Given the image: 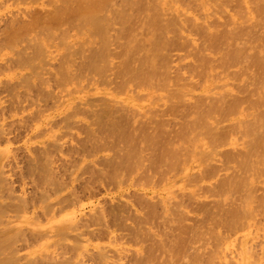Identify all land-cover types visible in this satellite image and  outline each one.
<instances>
[{
	"label": "bare ground",
	"instance_id": "1",
	"mask_svg": "<svg viewBox=\"0 0 264 264\" xmlns=\"http://www.w3.org/2000/svg\"><path fill=\"white\" fill-rule=\"evenodd\" d=\"M3 1L6 2L7 0H3ZM24 1L22 0V2H24ZM186 1H190L193 4V6L195 5V8H197V10H199V9L201 10V12H199L200 10L199 11L196 10V11H197V13H200L201 16L203 15L202 18L199 15H198L199 16L198 17L197 13L195 15L192 12H189V8L193 7L192 4L188 8V10H186V8H187L186 6H188L190 4V2H188V5H186L185 8L180 4V3H183ZM228 2L235 4V5H233V7L235 6V8H234L235 10L232 13L227 12L228 9H227V11L225 10L226 5H227V7L230 5V3H229V5L226 4ZM14 3H15V1H14ZM30 3L36 4L35 6L38 7L43 12V14L41 13L42 16L41 17L39 16L41 11L39 13H38L39 10L37 12L35 11L37 9H35L34 12L33 11L31 12V9H33L32 4L27 5V6L23 5L24 7L23 6L20 7V5H18V4L15 6L16 10H20V11L25 10L24 15L27 16V19L24 17V15H22V13H23L22 11H21L22 13L19 12L18 14L17 13H15V15L13 14V16H14L13 17L10 14L14 13V11L12 9H8L9 12H10V10H12L9 13L10 17H12V18L9 20L8 18L5 17L9 21H7L8 24L6 23L7 26H5V27H6L7 31L4 33L3 40H1V41L11 43L12 46H15V45H17V43L23 42L22 41L23 38L27 37V40L25 43H27L28 49L31 50V52H29L30 53L29 56H32V59L30 60L31 65H33L32 64L33 62L35 65L37 62H38V64L40 62H43L44 59H51V58L57 57L58 58L57 68L53 72L52 75H53L54 80L61 87H63V89L68 93H69V91H75L74 87L77 85L78 86L83 85V83H88V84H90V83L91 84H95V83L101 84L102 83L104 86H105V84H111V85L113 84V87L115 86L114 88L112 87L113 89L109 86L112 89L111 91H102V92L98 91V93L97 92H95V93L104 94L109 99L110 104L113 105V107H116V108L122 109V110H123V108L128 109V110L133 109V110L138 111V112H141L143 110L150 112V111L154 110L155 105H156V101L158 99H160L164 103V105H163L164 108L168 110V111H166V110L165 111L166 112L170 111L172 114L170 112L169 113L174 117V119H173L174 123L177 122L176 124H174V125H177L176 126L177 128L174 127L175 130L171 128L174 131H172L170 129V132H169V130L166 131L165 129H162L165 126L163 127L162 125H159V126H162V128L158 129L159 132L161 130H162L161 131L162 133L164 130L166 132H165V136H163L164 133L161 135L157 130V133L161 135V136H157L158 134L156 135V132H155V134H153V133H151V132L149 133L147 131L149 129H144V127H146V125L153 122L152 119L156 115L154 116L152 114V116L150 115L151 117H147V116L142 117L141 116L142 114H140V113L135 114L134 113L135 115H130V118L128 120V125H129V127L131 126L132 128H129V127L122 128L123 126L120 127L117 123V119L119 121V117H120V116L118 117V115H120V114L115 115V117L116 116L118 117V118L116 117L117 118L116 119L115 117L112 116L111 113L108 114V112L107 113L105 112L106 114L103 116H101V115L99 116V113L98 114L95 113L96 115L93 113L94 116H96L95 117L96 120H94V121L99 122L98 124H100V126L99 125L98 126L101 128V130H102V128L104 129V127H105L106 132H102L101 135L103 133H106V134H104V135H106V137L116 138L119 140L117 142H120L121 144L123 143V147L121 149V152L115 151V156H114L115 160L112 159L115 161L113 163L115 165L112 166L113 168L110 166V169H114L115 174H113V175L116 178L123 176V175H126L129 177L130 175L135 174V173L139 174L138 171H141L140 168L142 166V163L144 162V160H147V158L149 159L148 154L146 155V158H145V157H143V153H145L144 151H150V150L154 154H155V152H157V156H156V154H155V156H156V158L158 157L159 162H160V166L157 164H154L157 167H155L154 165L152 167V165H151L152 169L155 167L151 171V169H150L151 167H150V165H148L150 160L145 161L146 163L148 162L146 167L149 166L150 168L147 167L148 169H146L145 167H143V173L140 174L142 176H143L145 170H150L152 173H153V171L154 172L157 171L156 173H159V171H161L162 168H165V169L166 168L167 169L172 168L173 169V167H174L176 170L177 166L175 165V163L178 162L180 165V166L178 165L179 166L178 167L179 173L183 174L184 176H189L190 174L193 173L194 169H199L201 176H203V174H202V172H203L204 175L209 173L208 175L210 176V179H211V177H216V182L213 184L211 183L210 186L212 187L214 185V187H212L215 189V191L213 193H214L215 197H217L218 200L215 201L214 206H213L214 210H212V211L206 207V205L208 206L207 203L205 206H203L204 205V203H203L202 209H200V210L198 209V214L202 213V216H203L202 219H204L202 224L199 226V229H197L198 227L197 228L195 227L196 224L195 225L193 224L194 227L192 225V227L194 228V229L192 228V230L190 229L191 225L184 226L183 222L188 221L187 220L188 218L187 219L184 218V221L182 222V220H181L182 217L180 216V214H182V213L179 210V207L177 206V205H179L180 201L176 205L177 207L172 205V207H175V208H173L171 211L169 210V208H172V207H169L171 197L168 194L170 192H167L166 198L162 197L164 200L163 203L166 202V207L167 208L169 207L168 210L170 211L171 215L173 213L174 218L170 214H167L166 216L161 217V218H163L161 220V222L164 223L165 226H168V225H166V223L168 224L171 221L175 223V229L177 232L175 234V237H173L170 234L168 236V234H167L168 231H164V234H162L155 241V244H154L153 242H151L152 236H151V240H147V239H149L148 237H150V236H147V239H144V240H147V242L150 241V244L153 243V247H152L153 249L146 248V250L143 249V251H140V252L137 251L142 256V259L144 260L142 264H206V263H208V262H206V259L210 260L212 258L210 257L208 259L207 257H204V255H202V253L205 250L204 251L202 250L203 252L200 251V247L201 248L203 247V249H204L205 245H207L206 241L201 242V237L205 235L202 233L201 228H206V229L210 228V232L208 233V236H210V237H211V234L214 233L213 231L217 230V228L219 226L222 228L221 225L223 223V219L226 220V222H224L225 223L224 225L227 227V229H230V228H228V226L232 228L235 225H238V226L242 225L244 228L245 227L244 225H247V223H249L250 220H253L256 217L255 212H256V209L260 207L261 201L264 203V201H263L264 198L256 196V194H255L256 185L259 182H262V180L264 182V178L261 181H259L258 183H256V185L254 184L255 179L257 182V179L261 175L262 176L264 175V0H230V1H225L224 3H223V0H185V1L184 0H172V3H170V0H47L45 2V4L39 3L38 0H31L29 2V4ZM0 4L3 6L4 2H3V4L2 3H0ZM21 4H24V3H21ZM170 4H174L171 7V9L173 8V15H176V13H177V15L175 16L177 18L174 17L173 20H170V19L168 20L170 13L169 14L166 13L168 10H170ZM192 9H194V8H192ZM222 9H224V10H222ZM220 10H222V11H220ZM190 11H191V9H190ZM192 11L194 12L195 10H192ZM34 13L38 14V17H37V15L33 16ZM166 15H167V17H165ZM0 16H1L0 18L2 19L3 15H0ZM2 21H3V19H2ZM1 23H3V22H1ZM3 24H1V25H3ZM0 28H2V26ZM186 31H188L189 33H192L193 36L194 35L199 36L201 42L198 43V41H197L198 39H195L194 37L192 38L191 37L192 35L189 36L186 33ZM0 35H1V33H0ZM1 36H0V39L2 38ZM179 40H181L183 42H181ZM177 41L180 43H183L184 47H186L185 46L186 44H184V43H190L189 46H191L192 52L189 53L190 52L189 51V52H187L189 54L185 55L184 51H183L182 53L184 55L179 56L178 58H176L177 56L176 57L174 56L175 54H172L177 59L176 60L177 65L174 69L173 67L171 68V67H168V65H166V63L168 64L170 62V59L172 58L171 57L168 59V57H170L171 54L169 56L168 55L163 56L164 55L163 52L165 54L167 51L170 53L171 52L173 53V48H172L173 46L172 47H170V46L172 43H175ZM76 43H80V45L82 43H84V45L82 47L80 45H78V50L81 47L79 50L80 52H78L76 49H74L77 51V52L75 51L74 53H76V55H77V53L80 54L81 56H78V55L77 56L80 57L81 59L83 57V59H84V60L83 59L81 60L82 64H81V61L78 60L77 61L78 65H76V61L74 60V58L72 56H69V54H68L69 51L71 50V48L77 46ZM3 46H2V48H3ZM6 46H4V48ZM178 46H180V45H178ZM189 46L187 44V47H189ZM167 47H170L169 48L170 50ZM2 48H1V50L3 51ZM165 48L167 49V51L165 50ZM12 49H13V47H12ZM18 49L19 50L17 51L18 52L17 57H21L20 60H22L24 55H26L24 52L25 48L22 47L21 49L20 48H18ZM91 50L93 51V53L91 52ZM180 50H181V48L178 51H180ZM174 52L176 53V50ZM70 53H73V51H70ZM14 54H15V52H14ZM192 55H193V57H195V56L197 57V60H196L197 63H195V61H194L191 69H189L190 72H187L189 70H187L185 64H187L188 61H189V63H191L189 59H190V57L192 59ZM196 57L193 58V60L196 59ZM165 58L167 59V62H166ZM8 59L5 60V62L9 61ZM29 59L30 58L28 57L26 60H28V62H29ZM26 60H24V62ZM172 60L173 59H171V61ZM22 61H20V63ZM173 61H175V60H173ZM44 62H43V66H44ZM79 62L81 65H79ZM172 62H170L171 66H172ZM189 63L187 66L188 68H189ZM9 64L11 65V63H9ZM36 67H34V68H36ZM80 67H83V68H80ZM41 69H42V67L40 68V70ZM51 69H52V67H51ZM47 70L48 69L44 70L45 73L46 74L50 73L49 70L48 71ZM0 72H1V70H0ZM31 74L33 75L32 72H30L29 75H31ZM34 74L38 75V73L37 74L34 73ZM29 75H27V76L29 77ZM47 75H51V74H47ZM78 75H80L81 78ZM30 78H31V76H30ZM24 83L27 85V83H29V80H27L26 82L24 81ZM8 84L10 85V83H8ZM98 86H100V85L98 84ZM6 87H4V88H6ZM4 88H1V90H3ZM70 88H72V89L70 90ZM125 88L128 91L125 93L124 97H120L121 94L123 93V89H125ZM13 89L14 88H11V90H13ZM67 89L69 91H67ZM82 89H84V87ZM37 90H38V88H37ZM61 90H62V88H61ZM30 91H31V89H30ZM28 92H29V90H28ZM40 93H41V91H40ZM194 93H199L198 94L199 96H198V98L196 97L197 99L191 100V95H193V97H192L193 99L195 97ZM41 94H43V92ZM56 94H59V93H56ZM69 94L71 95V92ZM13 95H11V96H13ZM33 95H35V93H33ZM41 97H43V96H41ZM63 97H64V95L62 96V98ZM135 97H136V99H138V101L135 100ZM11 98L14 99V96ZM18 98H19V96H18ZM51 98H52V96H51ZM54 98H55V96H54ZM143 98L145 99V101L143 103H140L139 101H141V99H143ZM12 99H11V102H12ZM19 99H18V101H19ZM36 99H37V97H36ZM57 99H59V97L56 98V100ZM95 100L96 99H94L93 101L95 102ZM37 101H39V99ZM64 101H65L64 104L61 103L63 105L62 107H58V110L56 108V110L59 111L60 114L62 112H65V111L67 112V106H69L70 104L73 103L70 100H64ZM32 102H34V101H32ZM102 102H103V100H102ZM15 103H16V101H15ZM29 103L30 102H28V104ZM18 104L17 103L15 104L16 107L18 106ZM9 105L10 104H8V106ZM37 105L38 104H36V106ZM111 105L109 106L111 109L107 110L109 112H112L114 109V108L112 109ZM48 106H50V105H48ZM24 109H26V108H24ZM14 110H15V108H14ZM16 111H18V110H16ZM158 111L159 110H157V112ZM39 112H40V109H39ZM102 112H104V111H102ZM155 112H156V110H155ZM68 113H70V112H68ZM142 113H144V112H142ZM163 113L164 112H162V114ZM17 114H19V113H17ZM52 114H54V112L49 114V115H52ZM100 114H102V113H100ZM130 114H131V111H130ZM9 115H10V113H9ZM12 115H13V113H12ZM32 115H33V113H32ZM35 115H37V117H38V114L36 112H35ZM54 115H56V114H54ZM68 115H67V117H68ZM70 115L72 116V111H71ZM97 115H98V117H97ZM163 115H165V113ZM175 115L178 118L177 121H175ZM90 116H93V115H90ZM67 117H65V118H67ZM88 117H89V115H88ZM162 117H161V120H162ZM4 118L6 119V117H4ZM27 119H29V118L27 117ZM30 119H29V121H30ZM54 119H56V118H54ZM62 119L60 118V120H62ZM86 119H88V118H86ZM124 119H123V121H124ZM0 120H1V118H0ZM173 120H168V121H170V123H171ZM33 121H34V119H33ZM53 121H55V120H53ZM70 121H71V117H70ZM90 121L92 122V119H90ZM94 121L92 122L93 124L95 123ZM156 121L154 122L155 124H157ZM158 121H160V120H158ZM40 122H42V121H40ZM77 122L79 123L78 125L80 126V122L79 121H77ZM119 122H121V118H120ZM164 122H165V120H164ZM25 123H26V121H25ZM30 123H32V122H30ZM52 123H54V122H51V124ZM92 123H91V126H92ZM154 123H151V124H153L155 127ZM159 123L160 122H158V124ZM12 124L10 123V125H12ZM65 124H66V122H65ZM53 125L55 126V124H53ZM74 125H75V122H74ZM171 125H173V123ZM23 126H24V124H23ZM30 126H32V125H30ZM94 126H95V124H94ZM96 126H95V128H96ZM98 126H97V128H98ZM124 126H126V125H124ZM50 127L53 129L52 126H50ZM148 127H149V125H148ZM51 128H50V130H52ZM55 128H56V126H55ZM136 128H138V129H136ZM156 128H157V126H156ZM167 128L169 129L170 126L166 127V129ZM64 129H63V132H67ZM84 129L87 130V128H84ZM2 130H4V129L2 128L0 132H2ZM39 131L40 132L37 133L38 137L42 136L40 133L44 132V131L41 132V129ZM89 131H90V129H89ZM89 131H86L87 136L89 134ZM96 131L98 132V129H96ZM96 131L93 130V132H96ZM153 131H155V130H153ZM99 132H101V131L99 130ZM167 133H168V136H167ZM30 134H31V132H30ZM51 134H53V133H51ZM59 135L57 137L60 138V140H61V137H59ZM96 135L98 136L99 134L97 133ZM101 135H100V137H102V139L99 138V140L102 141L105 138L103 139V135L102 136ZM93 136H95V135L93 134ZM0 137H1V134H0ZM57 137H55V138H57ZM86 137H85V140L87 141ZM91 137L92 136L90 134L89 139H92L94 141L95 139L93 137L92 138ZM55 140L58 144L57 139H55ZM99 140H98V142H99ZM239 140H241L240 143H238ZM82 141H83V138H82ZM108 141L113 146V142L110 139ZM83 142L85 144H83L82 142H81V144H83L84 146L88 144V141H87V144L85 141H83ZM98 142L96 143V145L101 144V142H99V144H98ZM105 144H107V143H105ZM53 145H55V144H53ZM102 145H104L103 141H102ZM102 145H101V147H104ZM84 146H83V149H84ZM89 146H90V144H89ZM110 146H109V148H110ZM50 147L52 148L51 145H50ZM72 147H71V149H72ZM74 147H75V144H74ZM46 148H48V147H46ZM89 148H91V147H89ZM95 148H96V146H95ZM107 148H108V146H107ZM107 148H104V150L103 149H101V150L105 151V149H106V151H107L108 150ZM119 148H121V147H119ZM86 149H84V150H86ZM97 149H96V151H97ZM49 150H48L47 155L52 154V156H53V153H52L53 150L52 149H51V151H49ZM72 150H73L72 152L74 153V149H72ZM113 150H115L114 147H113ZM113 150H112V152H113ZM3 151H4V149H3ZM14 151H15V149H14ZM61 151H62V149H61ZM69 151H70V149H69ZM76 151H77V148H76ZM5 152H6V150H5ZM54 152H57V151H54ZM59 152H60V150H59ZM81 152L82 151H80L79 153L81 154ZM84 152L87 153L86 151H84ZM79 153H77V154H79ZM85 153H83V154H85ZM90 153H93V152L90 151ZM111 155H112V153H111ZM89 156H91V155H89ZM155 156H154V159H155ZM3 160H4V158H3ZM71 161H73V158L71 159ZM156 161H158V160H156ZM156 161H155V163H156ZM215 162H219L220 164L217 166V164H215ZM107 163L108 162H106V164ZM49 164H51V163H49ZM106 164H105V166H106ZM43 165H45V164H43ZM73 165L75 166L76 163L75 164L73 163L72 165L70 163V168ZM88 165H86V166H88ZM90 165H91V163H90ZM47 168H48V170H50L49 167H47ZM52 168L53 167H51V170H52ZM108 168H109V166H108ZM108 168L104 167V170L105 169L107 170ZM43 169L48 171L45 168V166ZM55 169H57V168H55ZM55 169L53 168L52 171H54ZM102 169H103V166H102ZM40 170H42V168H40ZM109 170H107V171H109ZM175 170L173 169L174 172H175ZM38 171H39V169H38ZM100 171L103 173L102 170H100ZM163 171H164V173L166 172L165 170H163ZM163 171L160 172L159 174L162 175ZM221 171L224 172L221 174L222 176L219 174ZM63 172L65 173V171H63ZM0 173H2V172H0ZM48 173H49V171H48ZM0 175H3V173ZM164 175H162L161 178L158 177V179L162 180V177ZM255 175H256V178L254 179ZM19 176H20V174H19ZM101 176L104 177V178L102 177L103 179H105L107 177L108 180L112 181L111 183H113V180H114V183H116L115 177H114V179H111L112 175H111V177L109 176V174H105L106 177L104 175H101ZM157 176H158V174L156 175V177ZM257 176H258V178H257ZM4 177H5V175H3V177L1 176V178H0V184H2V185H3V182L4 183L6 182L5 179L7 177L5 179H4ZM37 177H38V175H37ZM39 177H40V174H39ZM88 177L91 178L90 175H88ZM172 177H174V175ZM43 178H46V177H43ZM196 178H197V175H195V181H196ZM205 178L207 179L208 177L206 176ZM205 178L203 176L202 179L204 180ZM39 179H41V177ZM60 179H61V183H62V178H60ZM149 179L148 180L142 179L143 181H145V183L142 181H141V183L148 185V183L150 182ZM158 179H156L157 183L159 181ZM7 180H8V182H11V181H9V179H7ZM81 180H83V179L81 178ZM96 180L98 181V179H96ZM189 180L190 179H188V181ZM197 180H200V179L197 178ZM44 181H46V182H44ZM57 181L59 183L60 180L57 179L55 183H57ZM91 181H90V183H92ZM93 181H94V179H93ZM126 181H127V179H126ZM126 181H124V182H126ZM162 181H164V184H165V179ZM162 181H160V182H162ZM8 182L5 183L4 188L8 187V185H9ZM42 182L47 183L48 181L45 179ZM76 182H78V181H76ZM118 182H117V184H118ZM156 182H155V184H156ZM7 183H8V185H7ZM33 183H34V181H33ZM43 183H42L43 186L40 185L41 189L45 185ZM80 183L81 182H79L78 184H80ZM132 183L135 186L137 184L136 181H133ZM132 183H130L129 186ZM62 184H60V186ZM81 184H80V186H81ZM150 184H152V183L150 182ZM166 184H168V183H166ZM187 184L180 183L178 185V188L182 192L183 191L186 192L187 188H185V187L187 186ZM10 185H12V184L10 183ZM97 185H98V183H97ZM142 186H144V185H142ZM158 186H160V185L158 184ZM11 187H14V186H11ZM38 187H39V185H38ZM38 187H37V189H38ZM114 187H116V186H114ZM156 187L157 186L155 185V188ZM86 188L88 189V191L91 190V189L89 190V187H86ZM86 188H85V190L87 191ZM104 188H106V187L104 186ZM126 188H128V187L126 186ZM135 188H137V187H135ZM145 188H146V186H145ZM152 188H154V187H152ZM157 188L159 189V187H157ZM13 189H15V188H12V189L7 188L6 193L9 195V197L4 193L5 196L3 197V199L6 197L10 198V196H11L10 193L13 196H16L13 194V192H14ZM138 189H140V188H138ZM138 189H136V190H138ZM11 190L13 192H11ZM57 190H58V188H57ZM144 190L145 189H143L142 191L144 192ZM21 191H22V189H21ZM42 191H41V193L45 192L44 194L46 195V190H44L43 192ZM53 191H54V188H53ZM121 191L123 192V190H121ZM156 191L154 189L152 190L153 193H156ZM131 192H133V190H131ZM131 192H130V194H132ZM208 192H210L209 189H207V193ZM83 193H84V191H83ZM1 194H3V193H1ZM44 194H43V196H45ZM156 194L158 195V193H156ZM48 195H46V196H48ZM71 195H72V199H73L74 193ZM71 195L69 194V197H71ZM125 195L126 194H123L124 197H128L129 194L127 196H125ZM134 195H137L136 191H135V194L134 193L132 194V196H134ZM183 195L186 197L188 194L187 195L183 194ZM19 196H20V194H19ZM76 196L77 195H75V197ZM180 196H182V194ZM189 196L193 200H195V202H196V200L198 201V198L203 197L200 194V197L197 198L198 194L194 193L193 191L191 193H189ZM20 197L25 199L23 197V195ZM34 197H37V196H34ZM130 197H131V195H130ZM134 197H137V196H134ZM152 197H153V195H152ZM185 197L183 198V196H182L183 202H185L184 200L188 198V196H187V198H185ZM18 198H15V199H18ZM22 198H21V200H23ZM77 198H76V201L78 199H80V198H78V199ZM103 199H107L106 196ZM125 199H127V198H125ZM180 199H178V200H180ZM32 200H34V198ZM127 200H129V199H127ZM130 200H131V198H130ZM136 200L138 202L137 206L139 204V206L141 207L142 202H140L138 197L136 198ZM136 200H135V203H136ZM104 201L105 200H103V202ZM116 201H118V200H116ZM141 201H142V199H141ZM146 201H143V202H145V203L149 202V201H147V202ZM11 202H12V200H11ZM93 202H94V200H93ZM98 202L100 203V200H98ZM107 202H109V201L107 200ZM156 202H157V200H156ZM210 202H212V201H210ZM17 203H18V201H17ZM58 203L62 204L61 202H58ZM76 203H79V202L77 201ZM76 203L74 205H78ZM121 203H123V202H121ZM135 203L133 202L132 204L134 205ZM149 203H151V202H149ZM157 203H159V202H157ZM94 204H96V203H94ZM105 204H106V206H108L107 203H105ZM171 204H173V203H171ZM185 204L188 205L187 202ZM192 204H191V206H192ZM16 205H14V207H16ZM21 205L23 206L22 203H21ZM29 205H31V202H29ZM71 205H73V204H71ZM122 205H124V204H122ZM122 205L119 204V208H120V206L122 208ZM126 205L129 206L128 203ZM184 205H182L183 206L182 209L186 208V207L188 208L190 206V204L188 206L185 205V207H184ZM197 205L200 206L201 204H199V202H198ZM17 206L20 207V204ZM104 206L105 205H102L100 209L102 210V207H104ZM115 206H116L115 210H118L119 208L116 209L117 208L116 204H115ZM137 206L135 204L134 207H137ZM19 207H16V209H18ZM69 207H67V208H69ZM94 207H95V205H94ZM155 207H156V205H155ZM159 207H161V206H159ZM261 207H263V206H261ZM97 208H99V204H98ZM124 208H125V206H124ZM25 209H26V207H25ZM44 209H46V208L44 207ZM88 209H90V207ZM95 209L96 208H94L93 211L97 212V210H100V209H96V210ZM146 209L151 210L150 207L146 208ZM56 210L59 211V209H56ZM157 210L155 209L154 211H157ZM20 211L21 210L18 209V210H16V213L17 212L21 213ZM58 211L56 213H58ZM100 211H98V212H100ZM103 211H104V208H103ZM173 211L174 212L176 211L177 213L174 215ZM27 212H28V210H27ZM105 212H106V209H105ZM111 212H112V210H111ZM123 212L124 213H122V214H125L126 211L124 210ZM130 212L131 213L133 212L132 209ZM260 212H261V210H260ZM262 212L264 213V210ZM12 213L15 214L14 212H12ZM74 213L76 214V212H74ZM77 213H78V211H77ZM108 213H107V215H108ZM119 213L120 212H118V214ZM126 213H128V212H126ZM4 214L3 215L1 214V215L5 219L6 216ZM103 214H101V212L98 213V215H100V217ZM113 214H114V211H113ZM113 214L110 215L111 219L113 218L112 216L116 215V214H114V215ZM149 214H148V216H149ZM153 214L151 212V215L154 216V219H156V218L158 219V217H157L158 215L156 213H153ZM6 215H7V217L10 218V216L7 213H6ZM107 215L105 214V217L103 216V218L104 219L106 218L109 221L110 218H109V216L107 217ZM120 215L121 214H119V216H118L119 218H121ZM133 215H134V213H132L130 215V217H127V215H126V217L128 220H130L131 216L133 218H135V215L134 216ZM143 215H145V217H147L145 213ZM15 216L16 215H14V218H15ZM54 216H57V215L54 214ZM73 216L75 217V215H73ZM90 216H89V218H90ZM94 216H95V214H94ZM11 217H13V216H11ZM126 217H124L122 215L123 221H126V219H125ZM151 217L148 218L149 221H151L153 219ZM103 218L101 219L103 223L101 222V220H100V222L99 221H97V222L100 223L99 226H101V223H102L105 226L104 228L108 229V227H107L108 225L106 226L104 224ZM122 218H121V220H122ZM0 219H2V218H0ZM4 219L2 220V224L4 223L3 222ZM261 219H262V217H261ZM141 220H143V219H141ZM259 220H260V218H259ZM16 221H18V220H16ZM63 221H67V220H63ZM149 221H148V224L151 223ZM159 221H160V218H159ZM256 221L254 219V222H255L254 224H256ZM11 222H13V221H11ZM11 222L8 221L7 224H9ZM62 222L59 225L60 227H63ZM81 222H85V220L80 221V223ZM133 222H134V226H135L136 223H135V221H133ZM133 222H131V223L133 224ZM141 222L139 221V224ZM34 223L36 224V222H34ZM65 223L66 222H64V224ZM98 223H96V224H98ZM124 223L125 222H123V224H121V225L124 226L125 225ZM153 223L156 225V223H159V222L154 221ZM195 223H196V221H195ZM2 224L0 223V225H2ZM154 224H152V226ZM68 225H69V223H68ZM79 225H82V224H79ZM113 225H114V223H113ZM143 225H141V226H143ZM75 226H76V224L73 226L75 229L73 227L72 228L74 230H76V229L78 230V228H76L78 226V222H77V226L76 227ZM82 226H83L82 229L87 228L85 230L90 231V228H88L87 226L86 227H84L85 225H82ZM88 226H91V224H89ZM125 226L127 227L128 225H125ZM136 226H137V224H136ZM152 226H151V228H152ZM161 226H163V224ZM165 226H163V229L165 228ZM238 226L236 228H238V229H239V227L241 228V226H239V227ZM15 227H16V225H13L14 229H15ZM78 227L81 228L80 226H78ZM101 227L103 228V226H101ZM133 227H131V226L127 227V228H129V233H130V229ZM157 227L159 228L160 225H158ZM157 227H156V229H158ZM187 227L188 228L190 227L189 228L190 229L189 236H188V234H186V232L188 230L185 232V228H187ZM226 227H224V228H226ZM6 228H7V226H6ZM10 228H7V230H9L8 234L11 233ZM13 228H11V229H13ZM34 228L36 229L37 227L35 226ZM56 228H55V230H56ZM138 228H136V229H138ZM233 228H235V227H233ZM64 229H67V228H64ZM68 229L71 230V228H68ZM73 229H72V231H74ZM119 229H121V228H119ZM136 229L135 230L133 229V230L136 231ZM140 229L144 231V229H142L141 227H140ZM166 229H167V227H166ZM169 229L172 230L170 227H168V230ZM227 229L226 230L224 229V231L228 233L229 231H227ZM2 230H0V255L5 253V250H6L5 247L8 246V244H10V241L12 239L10 234H9V236L6 237V233L2 232ZM18 230L20 232L21 228ZM18 230H15V231L17 232ZM30 230H32V229H30ZM133 230L131 229L132 232H133ZM199 230L201 231V233L199 232V234H197L196 231L198 232ZM211 230H212V232H211ZM15 231H14V233H15ZM46 231L47 230H45V234H46ZM86 231H85V233H86ZM104 231H106V230H104ZM158 231H157V233L162 232V230L159 232ZM246 231H250V230H246ZM21 232H22V230H21ZM21 232H20V235H21ZM76 232H78V231H76ZM83 232H84V230H83ZM83 232H81L82 234L80 233L82 236L80 234H78V236H80V239H82V237L84 235ZM203 232H204V230H203ZM39 233H41V231H39ZM42 233H44V232L42 231ZM47 233H48V231H47ZM64 233H65V230H64ZM89 233L90 232H88V234ZM136 233L137 232H134L131 234H132V236L134 234V236L136 237ZM215 233H217V232L215 231ZM227 233H225V235H227ZM231 233H232V231L229 232V235H231ZM11 234L13 237V232ZM106 234H107V232H105V236H106ZM218 234L220 235L221 233H218ZM257 234L258 233H255V235H257ZM20 235H18V236H20ZM46 235H48V234H46ZM67 235H69V234H67ZM75 235H77V233ZM85 235H87V234H85ZM119 235H118V237L120 238ZM138 235H139V233H138ZM215 235H217V234H215ZM219 235H218V237H219ZM240 235L241 236H239V238L235 237L231 240L229 239V242L227 241L228 243L225 245V247L223 246V248L221 250L219 248L218 250L213 251L214 256L222 255V254L224 255L222 258V261L221 260L219 261V264H222V262L224 264H264V236L262 239L263 242L261 243V245L263 244V248H262L261 252L259 253V250H257L258 252L256 251L257 247H255L256 249L254 247L251 248V245L248 244L249 241L247 242V240H246V238L248 236H251V235L253 236L254 234L250 235V232L249 233L246 232V233H244V234L242 233ZM34 236H36V234ZM34 236H31V237L34 238ZM54 236H57V235L55 234ZM62 236L63 235L61 234L60 238L63 240L64 237L62 238ZM105 236L103 237L104 240L106 239ZM129 236H128V238H129ZM170 236L173 238H170ZM20 237H22V236H20ZM90 237L92 239V236H90ZM93 237H95V236H93ZM116 237H117V235H116ZM116 237H112V238L115 240ZM139 237L140 236H138L137 241L143 242L144 240L142 238L144 236H142V238L140 237V239H142V240H139ZM188 237H189V243H186V241H188V239H187ZM22 238H21V240H18V241L19 242L20 241L22 242V240L25 241V239L27 237H25L23 239ZM60 238H59V240L62 241ZM112 238H110V240ZM119 238H117V240ZM213 238H214V236H213ZM220 238H222L221 235H220ZM225 238H226V236H225ZM258 238L260 240L261 237H258ZM27 239H26L25 243L28 242L26 244H29L30 242L27 241ZM65 239H66V236H65ZM65 239H64V241H66ZM88 239H89V237H88ZM94 239L97 240V238H94ZM227 239H228V237H227ZM29 240H32V239L30 238ZM128 240H130V239H128ZM132 240H133L132 243H134V244L138 243V242H135V239L131 238V241ZM196 240H198V241L200 240V242L198 245H195L196 247H193V244L198 243V242H196ZM60 241H59V243H60ZM112 241H111V243H112ZM118 241L120 242V240H118ZM31 242L33 244L34 241L32 240ZM74 242H75V240H74ZM74 242H73V244H74ZM116 242L117 241L115 240V244H116ZM59 243L57 242V244L56 243H54V244L59 246L60 245ZM85 243H87V242H85ZM128 243H131V242H128ZM145 243H146V241H145ZM124 244H126L125 241L123 243V246H125ZM210 244H211V242H210ZM45 245H47V244H45ZM252 245L254 246V244H252ZM77 246L79 247V245H77ZM146 246L149 247L148 245H146ZM197 246H199V247H197ZM233 247H235V249ZM14 248L17 249L18 247H14ZM63 248H65V246H63ZM69 248L70 249L68 251H70L72 249L71 246ZM117 248L112 253H115L117 255L119 254L121 257L124 255L123 252L127 253V251H128V250L125 251V249L123 251V248H122L123 252L121 251L122 252V254H121V252L118 251L120 248L119 247H117ZM253 248L255 250H253ZM57 249H59V248L57 247ZM61 249H62V247H61ZM80 249L81 250H78V251L83 252L82 248H80ZM104 249H106L105 252H104V250H102V248H101L100 252L103 251L104 253H106L109 251V249L107 251V248H104ZM189 249H192L191 252H189ZM14 250H12V251L14 252ZM55 251H58V250H55ZM116 251H118L119 253H116ZM231 251H233L235 253L234 256L231 255ZM66 252L64 251L63 253H66ZM70 252L69 253L67 252V253L70 254ZM84 253H86V252H84ZM92 253L94 254V252H92ZM112 253H110V254H112ZM126 253H125V256H126ZM129 253H133V252H130V250H129ZM95 254H94V257L91 255H88V256H90V258L93 257L92 259L87 257V259L84 260L82 258L84 260V264H88L87 263V262H89V261H87L88 259H90L94 264L96 261L98 262V259L95 261V259H96L95 256H97L99 253L97 252V255H95ZM100 254L97 256V258L102 259L101 258L102 255H100ZM4 255L5 254H3V256ZM63 255L61 254V257L63 258V259L60 258L61 261H65L66 259L68 260V256L65 259L66 255L65 256H63ZM70 255L74 256V254H70ZM125 256H123L122 258H124ZM4 257H6V256H4ZM4 257H2V259ZM45 257L43 259H45ZM71 257H69V258L71 259ZM115 257H112V258H115ZM121 257H119V258L121 259ZM208 257H209V255H208ZM36 258H35V260H38ZM60 259L58 258L59 261L58 260L57 261L61 262ZM73 259H71V260H73ZM82 259L80 258L81 262L78 261L77 264L82 263V261H83ZM0 260H1V257H0ZM30 260H32V259H30ZM103 260L104 259L99 260V262H103ZM3 261H5V260L4 259L1 260L0 264H2ZM13 261H15V260H12L11 262H13ZM39 261L40 260H38V262ZM44 261H47V258L45 260L40 261L41 264L42 263L44 264ZM50 261L48 260V264H51ZM73 261L70 262L68 260V262L70 264H74ZM26 262H28V260ZM54 262L52 264H57ZM97 262H96V264H98ZM3 263H5V262H3ZM18 263H15V264H18ZM32 263L35 264L34 261H32ZM129 263H131V262H129ZM210 263H215V262L211 261ZM210 263H208V264H210ZM111 264H112V262H111Z\"/></svg>",
	"mask_w": 264,
	"mask_h": 264
},
{
	"label": "rangeland",
	"instance_id": "2",
	"mask_svg": "<svg viewBox=\"0 0 264 264\" xmlns=\"http://www.w3.org/2000/svg\"><path fill=\"white\" fill-rule=\"evenodd\" d=\"M14 1H15V3H14ZM24 1V0H23ZM31 0H25L24 2H22V0H7L6 2L5 1H3V0H0V3H2L3 4V2H4V4H3V6L0 4V8L2 9H0V15H3L2 16V19H3V21H2V19L0 18V23L1 22H3V23H1V24H3V25H1L0 24V27L2 26V28H0V33H1V39H0V47L2 48V46L4 45V46H6L5 48H4V46H3V51L1 50V48H0V70H1V74H0V82L2 83H0V118H1V120H0V131H1V129L3 128L4 130H2V132H0V134H1V137H0V172H2L3 173V175H5V177H4V179L6 180V182H8V180L7 179H9V181H11V182H8L9 183V185H8V183H7V185H8V189L9 188H15V189H13V191L16 193H14L12 190H11V192H13V194L14 195H16V196H13L11 193H10V198H8L9 197V195L6 193V191H7V188H4V185H5V183L3 182V185L2 184H0V215L2 214H4L5 212L10 216V218L9 217H7V215H6V213L4 214L5 216V219L2 217V215L0 216V218H2V219H0L1 221H0V223L2 224V220L4 219V223L2 224V225H0V230H2V232H4V233H6V237L7 236H9V234L11 235V241H10V244H8V246H6L5 248H6V250H5V253H3V254H5L4 256H6V257H4L3 256V254H1L0 255V257H1V260H5V261H3V262H5V263H3L2 262V264H15V263H18V264H33L32 263V261H34V263L35 264H41V262L40 261H42V260H45L46 258H47V261H44V264L46 263V264H48V260L51 262V264L54 262V263H57V264H70L69 262H68V260L71 262V261H73V263L74 264H77V262L78 261H80L81 262V260H80V258L82 259H87V257H89L90 258V256H88V255H91V256H93L94 257V254L95 255H97V252L100 254L101 252V254L100 255H102V259H104L103 260V262H99V260H102V259H99V258H97V256L99 255H97V256H95L96 257V259H95V261L98 259V264H111V262H112V264H142L143 263V259H142V256L137 252V251H143V249L144 250H146V248H151V249H153L152 247H153V243L155 244V241L162 235V234H164V231H168V236H169V234L170 235H172L173 237H175V234L177 233L176 232V229H175V223L174 222H170V223H166V225H168V226H165L164 225V223H162L161 222V220L163 219V218H161V217H164V216H166L167 214H170L171 215V213H170V211L173 209V208H175V207H179V210L181 211V213L182 214H180V216L182 217L181 218V220H182V222L184 221V218H188L187 220L188 221H184L183 222V224H184V226H189V225H191L189 228L192 230V228L194 227V225L196 224V228L197 229H199V226L202 224V222L204 221V219H202L203 218V216H202V213L200 214H198V209L200 210V209H202V207L203 206H205L206 205V203L208 204V206L206 205V207L207 208H209L211 211L212 210H214L213 209V206H214V203H215V201H217L218 199H217V197H215V195H214V191H215V189L214 188H212V187H214V185L211 187L210 185H211V183L213 184V183H215L216 182V177H211V179H210V176L208 175V174H206V175H204V173L202 172V174H203V176H204V178L207 176L208 178L205 180H203L202 178H203V176H201V173H200V170L199 169H194L193 170V173L192 174H190L189 176H184L183 174H181V173H179V163L178 162H176L175 163V165L177 166V168H176V170H175V168L173 167V169L175 170V172L173 171V169L171 168V169H165V168H162V170L161 171H159V173L160 172H162L163 170H165L166 172L164 173V171H163V173L165 174H163L162 173V175H164L163 177H162V180H164L165 179V184H164V181H162L161 179L159 180L158 179V177L159 178H161V176L162 175H160L159 173H156V172H154L153 171V173L151 172L155 167H157V166H155L154 164H157V165H159L160 166V162H159V159H158V157L156 158V156H157V152H155V154H156V156H155V154L154 153H152V151L150 150V151H144L145 153H143V157H145L146 158V155L148 154V156H149V159L147 158V160H150L149 161V163H148V165H150V167H151V165H152V167H153V165L155 166L153 169H152V167L150 168L149 166H147V167H149L150 169H151V171L150 170H145L144 171V174H143V176L142 175H140L141 173H143V167H145L146 169H148L147 167H146V165H147V163L145 162V161H147V160H144V162L142 163V166H141V171H138L139 172V174L138 173H135V174H132V175H130L129 177L128 176H126V175H123V176H120V177H118V178H116L113 174H115V171H114V169H110V166L112 167V166H114L115 164H113L115 161V159H114V156H115V151H120L121 152V149H122V147H123V143L121 144L120 142H117V141H119L118 139H116V138H108V137H106V135H104V134H106V133H103L102 135H103V139L104 140H102L103 141V143H104V145H102V141L101 140H99V138L100 139H102V137H100V135H101V133L102 132H106V130H105V127H104V129L102 128V130H101V128L99 127L100 126V124H98L99 122H96V121H94V120H96V116H94V114L96 113V114H98L99 113V116L101 115V116H103V115H105L107 112H108V114L109 113H111L112 114V116L113 117H115V115L117 114H120V115H118V117H119V121H120V118H121V122H119L118 121V117L116 118L117 119V123H118V125L120 126V127H122V128H126V127H129V125H128V120H129V118H130V115H135L136 113H140V114H142L141 116L142 117H145V116H147V117H151L152 116V114L155 116L152 120H153V122H151V123H154L156 120L158 121V120H160V121H158V122H160L159 124H158V122L156 121V123L157 124H155V127H154V125L153 124H148L149 125V127H148V125H146V127H144V129H149V130H147L149 133L151 132V133H153V134H155V132H156V135L158 134L157 133V130L158 129H160V128H162V126L164 127V128H162V129H165L166 131H168L169 130V132H170V129L172 128V129H174L175 130V128H177L176 126L177 125H174V124H176L177 122H175L174 123V117L169 113V112H166V111H168L167 109H165L164 108V103H163V101L162 100H160V99H158L157 101H156V105H155V109L154 110H152V111H150V112H148V111H146V110H143V111H141V112H138V111H135V110H133V109H131V110H128V109H124L123 108V110L122 109H118V108H116V107H113V105H111L110 104V101H109V99L104 95V94H102V93H100V94H97L98 93V91H100V92H102V91H111L114 87H113V84L111 85V84H105V86L101 83H95V84H88V83H83V85H77V86H75L74 88H75V91H69L68 89H67V91H69V93L71 92V95L68 93V92H66L64 89H63V87H61L55 80H54V78H53V72L56 70V68H57V64H58V58L57 57H55V58H51V59H44L43 60V62H44V66H43V62H40L39 64H38V62L34 65V62L32 63L33 65H31V62H30V60L32 59V56H29L30 55V53L29 52H31V50H29L28 49V46H27V43H25L26 42V40H27V37L26 38H23V42H21V43H17V45H15V46H12L11 45V43H7V42H5V41H1V40H3V35H4V33L7 31L6 30V27L5 26H7V24H8V22L7 21H9L12 17H10V15H12L13 16V14L15 15V13H19V12H21L22 13V15H24L25 14V10L23 11V10H16V8H15V6L18 4V5H20V7H22L23 5L24 6H27V5H31L32 3H30L29 4V2H30ZM47 0H38V2L39 3H44L45 4V2H46ZM185 1V0H184ZM225 1H230V0H223V3L225 2ZM14 4H13V3ZM24 3V4H21V3ZM188 2H190V1H186V2H183V3H180L184 8H185V6L186 5H188ZM170 3H172V0H170ZM229 3L230 2H228V3H226V4H228L229 5ZM12 4V5H11ZM192 3L190 2V4L188 5V6H186L187 8H186V10H188V8L190 7V5H191ZM36 4H32V7H33V9H31V12L33 11L34 12V10L35 9H37V10H35L36 12L38 11V13L41 11L38 7H36L35 6ZM174 4H170V10H166L167 12V14H169L170 13V15H169V17H168V20L170 19V20H173L174 19V17L177 15V13H176V15H173V8L171 9V7L173 6ZM178 5V4H177ZM231 5V6H230ZM230 5L227 7V5H226V8H225V10L227 11V9H228V11L227 12H230V13H232L235 9V6L233 7V5H235V4H233V3H230ZM2 6V7H1ZM13 6V7H12ZM23 6V7H24ZM192 6H193V4H192ZM4 7V8H3ZM9 7V8H8ZM36 7V8H35ZM6 8V9H5ZM192 8H194V9H192ZM190 7L189 8V12H192L193 14H195L196 15V13H197V11H199V10H197V8H195V5L193 6V7ZM224 8V7H223ZM8 9H12L13 11H14V13H12V14H10L9 15V13L12 11V10H10V12H9V10ZM190 9H191V11H190ZM192 10H195L194 12L192 11ZM197 10V11H196ZM222 10H224V9H222ZM222 10H220V11H222ZM18 11V12H17ZM170 11V12H169ZM30 12V13H31ZM35 12V13H36ZM199 12H201V10L199 11ZM8 15H7V14ZM33 14V16H36L37 15V17H38V14ZM43 14V12L41 11L40 12V14H39V16L41 17L42 16V14ZM202 14V13H201ZM5 15V16H4ZM201 16L200 15V13H197V16ZM173 18H172V17ZM198 16V17H199ZM203 16V15H202ZM202 16H201V18H202ZM1 17V16H0ZM8 18V19H6V18ZM10 17V18H9ZM14 17V16H13ZM24 17L27 19V16H25L24 15ZM165 17H167V15L165 16ZM172 18V19H171ZM175 18H177V17H175ZM6 19V20H5ZM176 20V19H175ZM5 21V22H4ZM177 21V20H176ZM7 23V24H6ZM5 28H4V27ZM186 33L190 36V35H192L191 37L193 38H195V39H198L197 41H198V43L199 42H201V40H200V38H199V36H196V35H194L193 36V34L192 33H189L188 31H186ZM185 33V34H186ZM186 34V35H187ZM25 39V40H24ZM179 41H181V40H179ZM2 42V43H1ZM181 42H183V41H181ZM3 44V45H2ZM19 44V45H18ZM173 44V45H172ZM171 44V46L170 47H172L173 48V53L171 52H168L167 51V49L165 48V50L168 52H166L165 50V52H166V54L163 52V56H169L170 54H171V56L170 57H168V59L169 58H171V59H173V60H175V61H171V59H170V62H172V66H171V64H170V62L167 64L166 63V65H168V67H173L174 69H175V67H176V65H177V59L176 58H178L179 56H183L184 54L185 55H187V54H189V53H191L192 52V50H191V46H189V44L190 43H184V44H186L185 46L186 47H184V45H183V43H180V42H175V43H172ZM187 44H188V46L189 47H187ZM2 45V46H1ZM76 47H73V48H71V50L70 51H73V53H70V51H69V56H72L73 58H74V60L76 61V65H78V60H82L83 59V57H82V59L80 58V57H78V56H81L80 54H78L77 53V55H76V53H74L76 50L78 51V52H80L79 50H80V48L84 45V43H82L81 45H80V43H76ZM78 45H80L79 47V50H78ZM178 45H180V46H178ZM11 46V47H10ZM21 46V47H20ZM184 48H183V47ZM12 47H13V49H12ZM25 48L24 49V52H25V54L26 55H24V57H23V61L22 60H20V58L21 57H17L18 55V48ZM170 47H167L168 49L170 48ZM7 48V49H6ZM176 48V49H175ZM181 48V50L180 51H178L179 49ZM27 49V50H26ZM74 49H76V50H74ZM186 49V50H185ZM170 50V49H169ZM176 50V53L174 52ZM76 51V52H77ZM172 51V50H171ZM178 51V52H177ZM184 51V54L182 53ZM190 51V52H189ZM14 52H15V54H14ZM82 52V51H81ZM91 52L93 53V51L91 50ZM186 52V53H185ZM187 52H189V53H187ZM29 53V54H28ZM172 54H175L174 56L176 57H174ZM179 54V55H178ZM26 57V58H25ZM30 58L29 59V62H28V60H26L27 58ZM196 57V56H195ZM195 57H193V55H192V59H191V57H190V62L191 63H189V61H188V63H189V68L187 67L188 66V63L187 64H185L186 65V68H187V70H189V69H191V67H192V65H193V63H194V61H195V63H197V57H196V59H194L193 60V58H195ZM9 58V59H8ZM167 58V57H166ZM165 58V59H166ZM2 59V60H1ZM9 60V61H6L5 62V60ZM164 59V60H165ZM24 60H26L25 62H24ZM84 60V59H83ZM19 61V62H18ZM20 61H22L21 63H20ZM48 61V62H47ZM11 63V65L9 64V63ZM166 62H167V59H166ZM28 63V64H27ZM26 64V65H25ZM81 64H82V61H81ZM80 64V62H79V65H81ZM15 65V66H14ZM24 65V66H23ZM4 66V67H3ZM28 66V67H27ZM37 66V67H36ZM4 69H3V68ZM9 67V68H8ZM34 67H36V68H34ZM42 67V69L40 70V68ZM51 67H52V69H51ZM34 68V69H33ZM39 68V69H38ZM78 68V67H77ZM80 68H83V67H80ZM170 68V69H171ZM185 68V67H184ZM32 71H31V70ZM45 69H48L49 70V72L50 73H47V74H51V75H47L46 73H45ZM173 69V70H174ZM34 70V71H33ZM47 70V71H48ZM53 70V71H52ZM172 70V71H173ZM30 72H32L33 73V75L31 74V75H29L30 74ZM41 72V73H40ZM187 72H190V70L189 71H187ZM34 73H38V75H35ZM89 74V73H88ZM27 75H29V77L27 76ZM81 75V74H80ZM80 75H78L79 77H80ZM30 76H31V78H30ZM38 76V77H37ZM42 76V77H41ZM82 76V75H81ZM41 77V78H40ZM30 78V79H29ZM36 78V79H35ZM81 78V77H80ZM79 78V79H80ZM27 80H29V83H27V85L24 83V81L26 82ZM39 80V81H38ZM17 82V83H16ZM8 83H10V85L8 84ZM13 83V84H12ZM78 83V82H77ZM8 84V85H7ZM25 84V85H24ZM43 84V85H42ZM76 84V83H75ZM88 84V85H87ZM98 84L100 85V86H98ZM7 87H6V86ZM6 87V88H4V87ZM11 86V87H10ZM31 86V87H30ZM51 86V87H50ZM112 88H110V87ZM9 87V88H8ZM41 87V88H40ZM53 87V88H52ZM56 87V88H55ZM84 87V89H82ZM1 88H4L3 90H1ZM11 88H14L13 90H11ZM37 88H38V90H37ZM60 88V89H59ZM61 88H62V90H61ZM30 89H31V91H30ZM50 89V90H49ZM72 88H70V90H71ZM28 90H29V92H28ZM35 90V91H34ZM95 90V91H94ZM39 91V92H38ZM40 91H41V93L43 92V94H41L40 93ZM47 91V92H46ZM128 90L125 88V89H123V93L121 94V96L120 97H124V95H125V93L127 92ZM6 92V93H5ZM95 92H97V93H95ZM2 93V94H1ZM11 93V94H10ZM28 93V94H27ZM32 93V94H31ZM33 93H35V95H33ZM50 93V94H49ZM56 93H59V94H56ZM68 93V94H67ZM14 94V95H13ZM27 94V95H26ZM52 94V95H51ZM199 93H194V95H195V97H194V99L192 98L193 97V95H191V100H195V99H197L198 98V95ZM11 95H13L14 96V99H12L11 97H13V96H11ZM43 96V97H41V96ZM50 95V96H49ZM58 95V96H57ZM64 95V97L62 98V96ZM66 95V96H65ZM83 95V96H82ZM89 95V96H88ZM136 95V94H135ZM11 96V97H10ZM18 96H19V98H18ZM51 96H52V98H51ZM54 96H55V98H54ZM57 96V97H56ZM3 97V98H2ZM36 97H37V99H36ZM59 97V99H57L56 100V98H58ZM137 97V96H136ZM136 97H135V100L136 101H138V99H136ZM197 97V98H196ZM49 98V99H48ZM96 99L95 100V102L93 101L94 99ZM103 98V99H102ZM11 99H12V102L14 103H12L11 102ZM18 99H19V101H18ZM39 99V101H37ZM46 99V100H45ZM51 99V100H50ZM53 99V100H52ZM34 101V102H32V101ZM50 100V101H49ZM64 100H70V101H72L73 103L72 104H70L69 106H67V112L65 111V112H62L61 114L59 113V111H57L58 110V107H62L63 105L62 104H64ZM102 100H103V102H102ZM15 101H16V103L18 104V106L16 107V103H15ZM37 101V102H36ZM63 101V102H62ZM145 101V99L143 98V99H141V101H139L140 103H143ZM2 102V103H1ZM5 102V103H4ZM7 102V103H6ZM12 104H11V103ZM28 102H30L29 104H28ZM50 102V103H49ZM38 104L37 106H36V104ZM44 103V104H43ZM46 103V104H45ZM62 103V104H61ZM4 104V105H3ZM8 104H10L9 106H8ZM43 104V105H42ZM60 104V105H59ZM161 104V105H160ZM15 105V106H14ZM27 105V106H26ZM32 105V106H31ZM40 105V106H39ZM48 105H50V106H48ZM53 105V106H52ZM112 106V109H113V111L112 112H109V111H107L108 109L110 110L111 108L109 107V106ZM5 106V107H4ZM26 106V107H25ZM39 106V107H38ZM48 106V107H47ZM91 108H90V107ZM161 106V107H160ZM42 107V108H41ZM14 108H15V110H14ZM24 108H26V109H24ZM50 108V109H49ZM56 108H57V110H56ZM23 109V110H22ZM39 109H40V112H39ZM46 109V110H45ZM12 110V111H11ZM16 110H18V111H16ZM25 110V111H24ZM44 112H43V111ZM155 110H156V112H155ZM157 110H159L158 112L160 113L161 111L162 112H164L165 113V115H163L162 114V112L159 114L158 112H157ZM161 110V111H160ZM164 110V111H163ZM166 110V111H165ZM71 111H72V116L70 115V113H71ZM102 111H104V112H102ZM130 111H131V114H130ZM146 111V112H145ZM19 113V114H17V113ZM35 112L38 114V117H37V115H35ZM54 112V114H56V115H54V114H52V115H49V114H51V113H53ZM68 112H70V113H68ZM75 112V113H74ZM106 112V113H105ZM142 112H144V113H142ZM4 115H3V114ZM9 113H10V115H9ZM12 113H13V115H12ZM32 113H33V115H32ZM94 113V114H93ZM100 113H102V114H100ZM135 113V114H134ZM155 113V114H154ZM17 114V115H16ZM69 114V115H68ZM75 114V115H74ZM81 116H80V115ZM95 114V115H96ZM162 114V115H161ZM6 115V116H5ZM47 115V116H46ZM59 115V116H58ZM67 115H68V117H67ZM78 115V116H77ZM88 115H89V117H88ZM90 115H93V116H90ZM151 115V116H150ZM159 115V116H158ZM3 116V117H2ZM52 116V117H51ZM71 117V121H70V117ZM75 116V117H74ZM158 116V117H157ZM163 116V117H162ZM4 117H6V119L4 118ZM27 117L30 119V121H29V119H27ZM65 117H67V118H65ZM73 117V118H72ZM97 117H98V115H97ZM161 117H162V120H161ZM54 118H56V119H54ZM60 118L64 121H62V120H60ZM86 118H88V119H86ZM125 118V119H124ZM168 118V119H167ZM26 119V120H25ZM33 119H34V121H33ZM44 119V120H43ZM67 119V120H66ZM90 119H92V122L94 121L95 123V126L97 125H99L98 126V128H97V126H96V128H95V126H94V124L90 121ZM123 119H124V121H123ZM177 117H176V115H175V121H177ZM53 120H55V121H53ZM164 120H165V122H164ZM168 120H173L171 123H170V121H168ZM25 121H26V123H25ZM28 121V122H27ZM40 121H42V122H40ZM77 121H79L80 122V126L78 125L79 123L77 122ZM30 122H32V123H30ZM39 124H38V123ZM51 122H54V123H52L51 124ZM65 122H66V124H65ZM69 124H68V123ZM74 122H75V125H74ZM77 122V123H76ZM10 123L12 124V125H10ZM41 123V124H40ZM91 123H92V126H91ZM125 123V124H124ZM165 125H164V124ZM173 123V125H171ZM23 124H24V126H23ZM53 124H55V126H56V128H55V126L53 125ZM14 125V126H13ZM30 125H32V126H30ZM84 125V126H83ZM124 125H126V126H124ZM159 125H162V126H159ZM170 126V128L168 129H166V127H168V126ZM3 126V127H2ZM12 126V127H11ZM19 126V127H18ZM27 126V127H26ZM41 126V127H40ZM50 126H52L53 127V129L50 127ZM67 128H65V127ZM87 126V127H86ZM102 126V125H101ZM156 126H157V128H156ZM26 127V128H25ZM72 127V128H71ZM159 127V128H158ZM175 127V128H174ZM44 128V129H43ZM50 128L52 129V130H50ZM55 128V129H54ZM61 128V129H60ZM65 128V129H64ZM71 128V129H70ZM77 128V129H76ZM84 128H87V130L86 129H84ZM90 129V131H89V129ZM100 128V129H99ZM129 128H132L131 126L129 127ZM143 128V127H142ZM27 129V130H26ZM41 129V132L42 131H44L43 133H40L42 136H37L38 134L37 133H39L40 130ZM63 129L65 130V131H67V132H63ZM96 129H98V132L96 131ZM136 129H138V128H136ZM171 129V130H172ZM6 130V131H5ZM9 132H8V131ZM50 130V131H49ZM93 130L94 131H96L99 135L97 136L96 134V132H93ZM99 130L101 131V132H99ZM153 130H155V131H153ZM163 131V133H164V135L163 136H165V132L166 131ZM174 130H172V131H174ZM86 131H89V134H88V136H87V133H86ZM138 131V130H137ZM153 131V132H152ZM162 131V130H161ZM159 132V130H158V132L162 135L163 133L162 132ZM4 132V133H3ZM30 132H31V134H30ZM8 133V134H7ZM51 133H53V134H51ZM63 133V134H62ZM65 133V134H64ZM86 133V134H85ZM45 134V135H44ZM61 136H60V135ZM90 134H91V136L95 139L94 141L92 140V139H89V137H90ZM93 134L95 135V136H93ZM160 134H158L157 136H161ZM31 135V136H30ZM36 135V136H35ZM54 135V136H53ZM59 135V137H61V140H60V138H58L57 136ZM101 135V136H102ZM34 136V137H33ZM88 138H87V137ZM105 136V137H104ZM167 136H168V133H167ZM30 137V138H29ZM36 137V138H35ZM55 137H57V138H55ZM85 137H86V139H87V141H88V144H87V141L85 140ZM91 137V138H92ZM98 139H97V138ZM2 138V139H1ZM4 138V139H3ZM12 138V139H11ZM82 138H83V141H85L86 142V144L88 145H83V144H85L83 141H82ZM30 139V140H29ZM32 139V140H31ZM55 139H57V141H58V144H57V142H56V140ZM110 139L112 142H113V146L111 145V143L108 141V140ZM115 141H113V140ZM2 140V141H1ZM92 140V141H91ZM98 140H99V142H101V144H99V142H98ZM105 141V142H104ZM60 142V143H59ZM79 142V143H78ZM81 142L83 143V144H81ZM92 142V143H91ZM95 142V143H94ZM98 142V144L99 145H96V143ZM241 142V140H239V142L238 143H240ZM51 143V144H50ZM105 143H107V144H105ZM111 145H109V144ZM52 146V148L50 147V145ZM53 144H55V145H53ZM74 144H75V147H74ZM89 144H90V146H89ZM93 144V145H92ZM118 144V145H117ZM101 145L102 146H104V147H101ZM73 146V147H72ZM82 148H81V147ZM83 146H84V149H86V150H84L83 149ZM95 146H96V148H95ZM99 146V147H98ZM107 146H108V148H107ZM109 146H110V148H109ZM117 146V147H116ZM9 147V148H8ZM46 147H48V148H46ZM71 147H72V149H74V153L78 156H76L72 151V149H71ZM82 149H80V148ZM89 147H91V148H89ZM101 147V148H100ZM113 147H114V149L115 150H113ZM119 147H121V148H119ZM76 148H77V151H76ZM93 148V149H92ZM98 148V149H97ZM104 148H107L108 150L106 151V149H105V151H103L104 150ZM3 149H4V151H3ZM13 149V150H12ZM14 149H15V151H14ZM50 149V150H49ZM51 149L53 150L52 151V153H53V156H52V154L51 155H47L48 154V150L49 151H51ZM60 150V152H59V150ZM61 149H62V151H61ZM69 149H70V151H69ZM82 151L81 152V154L79 153L80 151ZM96 149H97V151H96ZM101 149H103V150H101ZM5 150H6V152H5ZM111 150V151H110ZM112 150H113V152H112ZM17 151V152H16ZM44 151V152H43ZM54 151H57V152H54ZM84 151H86L87 153H85ZM90 151H92L93 153H90ZM96 152V153H95ZM141 152V151H140ZM77 153H79V154H77ZM83 153H85V154H83ZM111 153H112V155H111ZM114 153V154H113ZM91 155V156H89V155ZM141 154V153H140ZM39 155V156H38ZM42 155V156H41ZM47 155V156H46ZM93 155V156H92ZM4 156V157H3ZM36 156V157H35ZM154 156H155V159H154ZM38 157V158H37ZM49 157V158H48ZM71 157V158H70ZM86 157V158H85ZM3 158H4V160H3ZM40 158V159H39ZM51 158V159H50ZM59 158V159H58ZM73 158V161H71V159ZM100 160H99V159ZM42 159V160H41ZM55 159V160H54ZM105 161H104V160ZM112 159H114V160H112ZM39 162H38V161ZM46 160V161H45ZM156 160H158V161H156ZM43 161V162H42ZM71 161V162H70ZM111 163H110V162ZM155 161H156V163H155ZM95 162V163H94ZM106 162H108L107 164H106ZM154 162V163H153ZM42 163V164H41ZM48 165H47V164ZM49 163H51V164H49ZM70 163H71V165L74 163H76V165L73 167H71L70 168ZM90 163H91V165H90ZM106 164V166H105V164ZM159 163V164H158ZM43 164H45V165H43ZM89 164V165H88ZM215 164H217V166L220 164L219 162H215ZM7 167H6V166ZM18 165V166H17ZM86 165H88V166H86ZM93 165V166H92ZM174 165V166H175ZM179 165V166H178ZM5 166V167H4ZM44 166H45V168L48 170V168L47 167H49L50 168V170H48L49 171V173H48V171H46L45 169H43L44 168ZM102 166H103V169H102ZM108 166H109V168H108ZM51 167H53L54 169L55 168H57V169H55L54 171H52L53 170V168H52V170H51ZM104 167H106V168H108L107 170H109V171H107L106 169L104 170ZM39 169V171H38V169ZM40 168H42V170H40ZM113 168V167H112ZM115 168V167H114ZM144 168V169H145ZM159 168V167H158ZM61 169V170H60ZM98 169V170H97ZM160 169V168H159ZM158 169V170H159ZM4 170V171H3ZM65 171V173L63 172V171ZM96 172H94V171ZM100 170H104L103 171V173L100 171ZM178 170V171H177ZM38 171V172H37ZM87 172V173H86ZM106 172V173H105ZM147 174H146V173ZM2 173H0V174H2ZM38 173V174H37ZM109 174V176L111 177V175H112V178L111 179H114V177H115V181H116V183H114V180H113V183H111L112 181H110V180H108L107 179V177L105 176V174ZM169 173V174H168ZM177 173V174H176ZM197 173V174H196ZM222 173H224V172H220L219 174L221 175ZM19 174H20V176H19ZM39 174H40V177H41V179H39L40 177H39ZM83 174V175H82ZM98 174V175H97ZM100 174V175H99ZM111 174V175H110ZM158 174V176L156 177V175ZM167 174V175H166ZM176 174V175H175ZM3 175H0V178H1V176L3 177ZM11 175V176H10ZM34 175V176H33ZM36 175V176H35ZM37 175H38V177H37ZM54 175V176H53ZM88 175H90L91 176V178H89L88 177ZM101 175H104L106 178L105 179H103L104 177L103 176H101ZM152 177H150V176ZM174 175V177H172ZM195 175H197V178L198 179H200V180H197V178H196V181H195ZM219 175V176H220ZM257 175V174H256ZM256 175H255V177H254V179L256 178ZM32 176V177H31ZM83 179V180H81V178ZM101 176V177H100ZM140 178H139V177ZM222 176V175H221ZM260 176V175H259ZM43 177H46V178H43ZM77 177V178H76ZM103 177V178H102ZM144 177V178H143ZM189 177V178H188ZM202 177V178H201ZM60 178H62V183H61V179ZM80 178V179H79ZM87 178V179H86ZM109 178V177H108ZM122 178V179H121ZM134 178V179H133ZM139 180H138V179ZM151 180H150V179ZM158 179L157 181H158V183L156 182V179ZM214 178V179H213ZM257 178H258V176H257ZM264 178V175L262 176H260L258 179H257V182H256V179L254 180L255 181V185H256V183H258L259 181H261L262 179ZM47 180L48 182L47 183H43L42 181L43 180ZM57 179H59L60 181H59V183H58V181H57V183H55L56 182V180ZM68 179V180H67ZM77 179V180H76ZM79 179V180H78ZM93 179H94V181H93ZM96 179H98V181L96 180ZM118 179V180H117ZM124 179V180H123ZM126 179H127V181H126ZM137 179V180H136ZM142 179H146V180H148L149 179V181L152 183V184H150V182L148 183V185H146V184H144L145 183V181H143ZM188 179H190L189 181H188ZM194 179V180H193ZM40 180V181H39ZM67 180V181H66ZM87 180V181H86ZM89 180V181H88ZM92 180V181H91ZM108 180V181H107ZM122 180V181H121ZM136 181V186L135 185H133V181ZM179 180V181H178ZM193 180V181H192ZM33 181H34V183H33ZM64 181V182H63ZM76 181H78V182H76ZM85 181V182H84ZM90 181L92 182V183H90ZM122 184H120L119 182ZM124 181H126V182H124ZM131 181V182H130ZM141 181L142 182H144L143 184L141 183ZM156 182V184H155V182ZM160 181H162V182H160ZM202 181V182H201ZM38 182V183H37ZM44 182H46V181H44ZM79 182H81L80 184H81V186H80V184H78ZM104 182V183H103ZM117 182H118V184H117ZM160 182V183H159ZM189 182V183H188ZM198 182V183H197ZM200 182V183H199ZM2 183V182H1ZM10 183L12 184V185H10ZM41 183V184H40ZM42 183L43 184H45L44 185V187L41 189L40 188V185H42ZM65 183V184H64ZM95 183V184H94ZM97 183H98V185H97ZM130 183H132L130 186H129V184ZM135 183V182H134ZM166 183H168V184H166ZM180 183H184V184H187V186L185 187V188H187L186 189V192L185 191H181L179 188H178V185L180 184ZM59 186H58V185ZM60 184H62L61 186H60ZM121 186H120V185ZM126 184V185H125ZM139 184V185H138ZM158 184L160 185V186H158ZM200 184V185H199ZM24 185V186H23ZM37 185V186H36ZM38 185H39V187H38ZM65 185V186H64ZM95 185V186H94ZM109 185V186H108ZM120 187H119V186ZM138 185V186H137ZM142 185H144V186H142ZM155 185L157 186V187H159V189L156 187L155 188ZM190 187H189V186ZM11 186H14V187H11ZM43 186V185H42ZM41 186V187H42ZM53 186V187H52ZM104 186L106 187V188H104ZM114 186H116V187H114ZM126 186L128 187V188H126ZM145 186H146V188H145ZM6 187V186H5ZM37 187H38V189H37ZM60 187V188H59ZM81 187V188H80ZM86 187H89V190L90 191H88V189L86 188ZM114 187V188H113ZM132 187V188H131ZM135 187H137V188H135ZM152 187H154V188H152ZM166 187V188H165ZM51 188V189H50ZM53 188H54V191H53ZM56 188V189H55ZM57 188H58V190H57ZM70 188V189H69ZM85 188L87 189V191L85 190ZM112 188V189H111ZM134 188V189H133ZM138 188H140V189H138ZM201 188V189H200ZM21 189H22V191H21ZM84 189V190H83ZM136 189H138V190H136ZM143 189H145L144 190V192L142 191ZM150 189V190H149ZM157 190L156 191V193H158V195L156 194V193H153L152 192V190ZM166 189V190H165ZM200 189V190H199ZM207 189H209V191L210 192H208L207 193ZM39 192H38V191ZM44 190H46V195H48V196H46L44 193L45 192H43ZM121 190H123V192L121 191ZM131 190H133V192H131ZM136 191V194L137 195H134V196H137L138 197V199L140 200V202H142L141 203V207L139 206V204H138V206H137V200H136V198L137 197H134V196H132V194L134 193L135 194V191ZM160 190V191H159ZM185 190V189H184ZM212 190V191H211ZM24 191V192H23ZM37 191V192H36ZM41 191L43 192V193H41ZM53 191V192H52ZM83 191H84V193H83ZM115 191V192H114ZM151 191V192H150ZM159 191V192H158ZM194 192V193H196V194H198V196H197V198L198 197H200V194H201V196H203V197H200V198H198V201L196 200V202H195V200H193L190 196H189V193H191V192ZM199 191V192H198ZM9 192V191H8ZM55 192V193H54ZM74 193V198L72 199V195L71 194H73ZM130 192L132 193V194H130ZM140 192V193H139ZM146 192V193H145ZM167 192H170V193H168L169 195H170V203H169V207H172V205L173 206H175V207H172V208H169V210H168V208L166 207V202L165 203H163V198H166V195H167ZM175 192V193H174ZM212 192V193H211ZM1 193H3V194H1ZM8 196V197H6V198H4L3 199V197L5 196V194ZM83 193V194H82ZM113 193V194H112ZM142 193V194H141ZM149 195H148V194ZM162 193V194H161ZM188 195H187V194ZM19 194H20V196H22L23 195V197L25 198V199H23L22 197H20L19 196ZM43 194L45 195V196H43ZM69 194L71 195V197H69ZM123 194H126L125 196H127L128 194V197H124L123 196ZM153 195V197H152V195ZM176 194V195H175ZM179 194V195H178ZM182 194V196H183V198L185 197L183 194H185V195H187L188 196V198H187V196L185 197V198H187V199H185L184 201L185 202H183V198H182V196H180ZM255 194H256V196H259V197H262V198H264L263 196H264V182H263V180H262V182H259L257 185H256V188H255ZM3 195V196H2ZM75 195H77L76 197H75ZM108 195V196H107ZM118 195V196H117ZM130 195H131V197H130ZM143 195V196H142ZM157 195V196H156ZM178 195V196H177ZM263 195V196H262ZM34 196H37V197H34ZM50 196V197H49ZM105 196H106V198L107 199H103V198H105ZM121 196V197H120ZM141 196V197H140ZM208 196V197H207ZM20 199H19V198ZM67 197V198H66ZM80 198V199H78V198ZM110 197V198H109ZM124 197V198H123ZM131 198V200H130V198ZM163 197V198H162ZM179 197V198H178ZM12 198V199H11ZM14 198V199H13ZM15 198H18V199H15ZM21 198L23 199V200H21ZM34 198V200H32V199ZM37 198V199H36ZM76 198L78 199L77 201L79 202V203H76L77 201H76ZM83 198V199H82ZM125 198H127V199H129V200H127V199H125ZM134 198V199H133ZM142 199V201H141V199ZM152 198V199H151ZM156 198V199H155ZM181 198V199H180ZM12 200V202H11V200ZM75 199V200H74ZM105 200L104 202H103V200ZM178 199H180V200H178ZM30 200V201H29ZM66 200V201H65ZM82 202H81V201ZM93 200H94V202H93ZM98 200H100V203L98 202ZM102 200V201H101ZM107 200L109 201V202H107ZM116 200H118V201H116ZM134 200V201H133ZM135 200H136V203H135ZM138 200V201H139ZM149 201V202H151V203H149V202H147V201ZM156 200H157V202H159V203H157L156 202ZM160 200V201H159ZM189 200V201H188ZM17 201H18V203H17ZM22 201V202H21ZM27 201V202H26ZM31 202V205H29V202ZM76 201V202H75ZM143 201H146L147 203H145V202H143ZM180 201V202H179ZM210 201H212V202H210ZM263 201H264V199H263ZM38 202V203H37ZM41 202V203H40ZM58 202H61L62 204H60V203H58ZM76 204H78V205H74L75 203ZM121 202H123V203H121ZM135 203L136 204V206L137 207H134L135 206V204L133 205L132 203ZM176 204H175V203ZM178 202H179V205H177L178 204ZM185 204L186 202L188 203V205L190 204V206L186 209V208H183L182 209V205H184L183 203ZM198 202H199V204H201L200 206L199 205H197L198 204ZM21 203L23 204V206L21 205ZM33 203V204H32ZM58 203V204H57ZM73 204V205H71V204ZM92 203V204H91ZM94 203H96V204H94ZM105 203H107L108 204V206H106V204ZM128 203V205L129 206H127L126 204ZM171 203H173V204H171ZM181 203V204H180ZM193 203V204H192ZM204 203V205L202 206V204ZM19 205L20 204V207L19 206H17V205ZM60 204V205H59ZM87 204V205H86ZM98 204H99V208H97L98 207ZM105 205L104 207H102V210L100 209L101 208V206L102 205ZM115 204L117 205V208L116 209H118L119 208V204H124V205H122V208H121V206H120V208L124 211H126V212H128L130 215L132 214V213H134V215H135V218H133L132 216H131V218H130V220H128L127 219V217H130V215L128 214V213H126L125 212V214L127 215V217H126V215L125 214H122V213H124L120 208V210L122 211H120L119 209L118 210H115ZM150 204V205H149ZM153 204V205H152ZM160 204V205H159ZM191 204H192V206H191ZM195 204V205H194ZM14 205H16V207H19L18 209H20L21 211V213H19V212H17L16 213V210H18V209H16V207H14ZM25 205V206H24ZM34 205V206H33ZM94 205H95V207H94ZM110 205V206H109ZM146 205V206H145ZM152 205V206H151ZM155 205H156V207H155ZM161 206V207H159V206ZM177 205V206H176ZM181 205V206H180ZM186 205V204H185ZM185 205H184V207H185ZM188 205H186V206H188ZM33 206V207H32ZM36 206V207H35ZM70 206V207H69ZM74 206V207H73ZM77 206V207H76ZM97 206V207H96ZM124 206H125V208H124ZM148 206V207H147ZM195 206V207H194ZM261 206H263V207H261ZM24 207V208H23ZM25 207H26V209L28 210V212H27V210L25 209ZM44 207L46 208V209H44ZM50 209H49V208ZM67 207H69V208H67ZM90 207V209H88ZM107 207V208H106ZM110 207V208H109ZM151 208V210L150 209H146V208ZM158 207V208H157ZM48 208V209H47ZM94 208H96V209H100V210H97V212L98 211H100L101 212V214H103L101 217L103 218V216L105 217V214L107 215V213L110 211L111 212V210H112V212L110 213H108V215H107V217L109 216V218H110V215L111 214H113V211H114V214H116V215H114V216H112L113 218V220L111 219H109V221L106 219H104L103 218V221H104V224L108 227V229L107 228H104L105 226L102 224L103 222H102V218L100 217V215H98V213H100V212H96V211H93L94 210ZM103 208H104V211H103ZM124 208V209H123ZM138 208V209H137ZM153 208V209H152ZM160 208V209H159ZM162 208V209H161ZM261 208V209H260ZM56 209H59V211L58 210H56ZM79 209V210H78ZM95 209V210H96ZM105 209H106V212H105ZM110 209V210H109ZM131 209H132V213L130 212L131 211ZM143 209V210H142ZM146 209V210H145ZM157 210V211H154V210ZM15 210V211H14ZM49 210V211H48ZM78 211V213H77V211ZM87 210V211H86ZM90 210V211H89ZM130 210V211H129ZM153 210V211H152ZM259 210V211H258ZM260 210H261V212H260ZM264 210V203L261 201V203H260V207L259 208H257L256 209V212H255V214H256V217L254 218L255 219V221H256V224H254L255 222H254V219L253 220H250L249 221V223H247V225H244L245 227L243 228V226L242 225H239V226H241V228L238 226V225H235V226H233V227H235V228H231V227H229L228 226V228H230V229H227V227L224 225L225 223L224 222H226V220L225 219H223V223H222V228L219 226L218 228H217V230H215L217 233H215V231H213L215 234H217V235H215L214 233H212L211 234V237L210 236H208V233L210 232V228L209 229H206V228H201V230H202V233L203 234H205L204 236H202L201 237V242H204V241H206L207 243V245H205V247H204V249H203V247L201 248L200 247V251H202L203 253H202V255H204V257H207L208 259L211 257L212 259H210V260H207L206 258V262H208V263H210L211 261L212 262H215V263H210V264H219V261L221 260L222 261V258H223V254L222 255H217V256H214V250H218L219 248H220V250L223 248V246L225 247V245L229 242V239L231 240V239H233V238H235V237H238L239 238V236H241L240 234H244V233H249L250 232V235L251 234H254L253 236L251 235V236H248L247 238H246V240H247V242L249 241V245H251V248L252 247H257V249H256V251L257 250H259V253L261 252V250H262V248H263V244L261 245V243L263 242V236H264V213L262 212ZM4 211V212H3ZM33 211V212H32ZM58 211V213H56ZM80 211V212H79ZM82 211V212H81ZM148 211V212H147ZM152 212V214L153 213H156L157 215V217H158V219L156 218V219H154V216H152L151 215V212ZM3 212V213H2ZM12 212H14L15 214H13ZM26 212V213H25ZM39 212V213H38ZM74 212H76V214L74 213ZM95 212V213H94ZM118 212H120L119 214H121L120 215V217L122 218V215L124 216V217H126L125 219H126V221H123V218H122V220H121V218H119L118 216H119V214H118ZM146 214V216L147 217H145V215H143L144 213ZM161 212V213H160ZM174 212V211H173ZM189 212V213H188ZM200 212V211H199ZM33 213V214H32ZM36 213V214H35ZM38 213V214H37ZM49 213V214H48ZM88 213V214H87ZM150 213V214H149ZM177 212L175 211L174 212V215L176 214ZM258 213V214H257ZM30 214V215H29ZM54 214L55 215H57V216H54ZM78 214V215H77ZM94 214H95V216H94ZM148 214H149V216H148ZM186 214V215H185ZM188 214V215H187ZM14 215H16L15 216V218H14ZM46 215V216H45ZM73 215H75V217L73 216ZM90 216V218H89V216ZM98 215V216H97ZM133 215V216H134ZM144 217H143V216ZM152 217H151V216ZM154 215V214H153ZM161 215V216H160ZM261 215V216H260ZM11 216H13V217H11ZM42 216V217H41ZM73 216V217H72ZM173 218H174V216H173V213H172V215H171ZM189 216V217H188ZM18 219H17V218ZM80 217V218H79ZM140 217V218H139ZM153 218L151 221H149V219L148 218ZM260 218V220H259V218ZM261 217H262V219H261ZM43 218V219H42ZM77 220H76V219ZM140 220H139V219ZM147 218V219H146ZM159 218H160V221H159ZM191 220H190V219ZM193 218V219H192ZM196 218V219H195ZM11 219V220H10ZM18 220V221H16V220ZM124 219V220H125ZM141 219H143V220H141ZM63 220H67V221H63ZM74 220V221H73ZM85 220V222H81L80 223V221H84ZM100 220H101V226H103V228L101 227V226H99L100 225V223H98L97 221H99L100 222ZM132 220V221H131ZM11 222V221H13V222H11V223H9V224H7V222ZM15 221V222H14ZM40 223H39V222ZM63 221V222H62ZM69 221V222H68ZM88 221V222H87ZM115 221V222H114ZM125 222L124 224L125 225H128L129 227L131 226V227H133L134 226V222L133 221H135V223L137 224V226H136V224H135V226L133 227V228H131L132 230L134 229H136V228H138L139 226L142 228V229H144V231L143 230H141L140 229V227L138 228V229H136V231H134L133 230V232L131 231V229H130V233H129V228H127L125 225L123 226V225H121V224H123V222ZM133 222V224L131 223V222ZM138 221V222H137ZM139 221L141 222L140 224L141 225H143L144 223V225L143 226H141L140 224H139ZM148 221L149 222H151L152 224H154L153 222L155 221H157V222H161L162 224H163V226H165V228L163 229V226H161L162 224L160 223H156V225L154 224L153 226H152V224L151 223H149L148 224ZM195 221H196V223H195ZM34 222H36V224L34 223ZM61 222H62V226L63 227H60L59 225L61 224ZM64 222H66L65 224H64ZM69 223V225H68V223ZM71 222V223H70ZM77 222H78V226H80L81 228H79L78 226H77ZM73 223V224H72ZM87 223V224H86ZM96 223H98V224H96ZM107 223V224H106ZM113 223H114V225H113ZM76 224V228H78V230L76 229V230H74L75 228L73 227L74 225ZM79 224H82V225H85L84 227H88V228H90V231L89 230H85V229H87V228H83L82 229V225H79ZM89 224H91V226H88ZM148 224V225H147ZM151 224V225H150ZM186 224V225H185ZM188 224V225H187ZM194 224V225H193ZM258 224V225H257ZM260 224V225H259ZM13 225H16V227H15V229L13 228ZM139 225V226H138ZM158 225H160V229L157 227ZM192 225H193V227H192ZM228 225V224H227ZM263 225V226H262ZM6 226H7V228H13V229H11L10 228V230H11V233L13 232V237H12V234L11 233H9L8 234V231L9 230H7V228H6ZM37 227L36 229L34 228V227ZM53 226V227H52ZM67 226V227H66ZM97 228H96V227ZM151 226H152V228H151ZM158 228V229H156V227ZM239 227V229L238 228H236V227ZM57 227V228H56ZM74 229H73V228ZM166 227H167V229H166ZM168 227H170L172 230H168ZM174 229H173V228ZM224 227H226V228H224ZM21 228V230H22V232H21V230H20V232H21V235H20V232H19V230L18 229H20ZM55 228H56V230H55ZM59 228V229H58ZM64 228H67V229H64ZM68 228H71V230H69ZM119 228H121V229H119ZM188 227L187 228H185V232H186V234H188V236H189V233H190V229H189ZM30 229H32V230H30ZM50 229V230H49ZM61 229V230H60ZM63 229V230H62ZM72 229L74 230V231H72ZM117 229V230H116ZM194 229V228H193ZM224 229L226 230L227 229V231H229V232H231L232 231V233H231V235H229V232L227 233V232H225L224 231ZM233 229V230H232ZM237 229V230H236ZM262 229V230H261ZM15 230H18L17 232L15 231ZM30 230V231H29ZM41 231V233H39V231ZM45 230H47L48 231V233H47V231H46V234H48V235H46L45 234ZM64 230H65V233H64ZM82 230V231H81ZM83 230H84V232H83ZM104 230H106V231H104ZM111 230V231H110ZM124 230V231H123ZM138 230V231H137ZM159 230V231H161L162 230V232H159V233H157V231ZM203 230H204V232H203ZM246 230H250V231H246ZM14 231H15V233H14ZM42 231L44 232V233H42ZM76 231H78V232H76ZM85 231H86V233H85ZM122 231V232H121ZM140 231V232H139ZM172 233H171V232ZM30 232V233H29ZM77 233V235H75L76 233ZM81 232H83V237H82V239H80V236H78V234H80ZM88 232H90L89 234H88ZM94 232V233H93ZM105 232H107V234H106V236H105ZM111 232V233H110ZM134 232H137L136 233V237L134 236V234H133V236H132V234L131 233H134ZM199 232L201 233V231L199 230L198 232L196 231V233L197 234H199ZM211 232H212V230H211ZM121 233V234H120ZM138 233H139V235H138ZM218 233H221L220 235H221V237L223 238H220V235L218 234ZM225 233H227V235H225ZM255 233H258L257 235H255ZM36 234V236H34V235ZM42 234V235H41ZM57 235V236H54V235ZM62 234L63 236H62V238L64 237V239H65V236H66V241H64V239L62 240L61 238H60V235ZM67 234H69V235H67ZM82 234V233H81ZM80 234V235H81ZM85 234H87V235H85ZM96 234V235H95ZM120 234V235H119ZM18 235H20V236H22L23 238H25V237H27L26 239H27V241H29L30 243L29 244H26V243H28V242H26L25 243V241H26V239H25V241L24 240H22V242L20 241H18V240H21V238L22 237H20V236H18ZM105 236V240H104V236ZM116 235H117V237H116ZM118 235L120 236V238L118 237ZM129 236V238H128V236ZM218 235H219V237H218ZM259 235V236H258ZM31 236H34V238L33 237H31ZM49 238H48V237ZM53 236V237H52ZM82 236V235H81ZM90 236H92V239H91V237ZM93 236H95V237H93ZM98 236V237H97ZM138 236H140L141 238H142V236H144L142 239L144 240V239H147V236H150V237H148L149 239H147V240H151V236H152V240H151V242H153V243H151L150 244V241H148L147 242V240H144L143 242H141V241H137V239H138ZM213 236H214V238H213ZM225 236H226V238H225ZM231 236V237H230ZM38 237V238H37ZM79 237V238H78ZM88 237H89V239H88ZM100 237V238H99ZM112 237H116L115 238V240L119 243H117L116 242V244H115V240L112 238ZM122 237V238H121ZM140 237H139V240H142V239H140ZM173 237H171L170 236V238H173ZM208 237V238H207ZM227 237H228V239H227ZM258 237H261L260 238V240H259V238ZM18 238V239H17ZM22 238V239H23ZM32 239L34 242H33V244H32V240H29V239ZM42 238V239H41ZM59 238L63 241H60L59 240ZM68 238V239H67ZM94 238H97V240H95ZM110 238H112L111 240H110ZM117 238H119L118 240H120V242L117 240ZM131 238H133V239H135V242H138V243H132L133 242V240L131 241ZM169 238V239H170ZM205 238V239H204ZM217 238V239H216ZM35 239V240H34ZM38 239V240H37ZM40 239V240H39ZM92 241H91V240ZM94 239V240H93ZM102 241H101V240ZM128 239H130V240H128ZM188 239V241H186V243H189V237L187 238ZM208 239V240H207ZM222 239V240H221ZM225 239V240H224ZM227 239V240H226ZM74 240H75V242H74ZM88 240V241H87ZM99 240V241H98ZM104 240V241H103ZM114 242H113V241ZM127 240V241H126ZM220 240V241H219ZM38 243H37V242ZM59 241H60V243H59ZM82 241V242H81ZM111 241H112V243H111ZM124 241L126 242V244H124L125 246H123V243H124ZM145 241H146V243H145ZM191 241V240H190ZM211 242V244H210V242ZM228 241V242H227ZM261 241V242H260ZM36 242V243H35ZM57 242L60 244L59 246L58 245H55L54 243H56L57 244ZM73 242H74V244H73ZM81 242V243H80ZM85 242H87V243H85ZM128 242H131V243H128ZM196 242H198V243H195V244H193V247H196L195 245H198L199 244V242H200V240L198 241V240H196ZM217 242V243H216ZM128 243V244H127ZM142 243V244H141ZM17 244V245H16ZM35 244V245H34ZM44 244V245H43ZM45 244H47V245H45ZM89 244V245H88ZM122 244V245H121ZM137 244V245H136ZM150 244V245H149ZM218 244V245H217ZM252 244H254V246L252 245ZM16 245V246H15ZM39 245V246H38ZM42 245V246H41ZM52 245V246H51ZM77 245H79V247L77 246ZM117 247H119L120 249L118 250V251H122V248H123V251H124V249H125V251L126 250H128L127 251V253L126 252H123V256H125V253H126V256L124 257V258H122L119 254V256L117 255V254H115V253H112V252H114L115 250H116V246ZM146 245H148L149 247H147ZM28 246V247H27ZM31 246V247H30ZM59 248V249H57V247ZM63 246H65V248H63ZM71 246V248L74 250H70V251H68L70 248L69 247ZM122 246V247H121ZM146 246V247H145ZM151 246V247H150ZM14 247H18L17 249L16 248H14ZM61 247H62V249H61ZM84 247V248H83ZM102 248V250H104V252H105V250L106 249H104V248H107V251H108V249H109V251L108 252H106V253H104L103 251H101L100 252V250H101V248ZM197 247H199V246H197ZM259 247V248H258ZM8 248V249H7ZM44 248V249H43ZM80 248H82V251L83 252H80V251H78V250H81ZM234 249H235V247H233ZM253 248V250H255ZM11 251H10V250ZM16 251H15V250ZM47 249V250H46ZM89 249V250H88ZM114 249V250H113ZM118 249V248H117ZM12 250H14V252L12 251ZM34 250V251H33ZM55 250H58V251H55ZM77 250V251H76ZM129 250H130V252H133V253H129ZM132 250V251H131ZM191 250L192 249H189V252H191ZM32 251V252H31ZM61 251V252H60ZM70 252V254H74V256L73 255H70V254H68L67 252L66 253H63V252ZM111 251V252H110ZM118 251H116V253H119ZM255 251V252H256ZM4 252V251H3ZM84 252H86V253H84ZM92 252H94V254L92 253ZM112 253V254H110V253ZM122 252H121V254H122ZM258 252V251H257ZM256 252V253H257ZM91 253V254H90ZM109 253V254H108ZM258 253V254H259ZM7 254V255H6ZM59 254V255H58ZM61 254L63 255V256H65V259H66V257L68 256V260L66 259L65 261H61V259H63L62 257H61ZM234 252L233 251H231V255H233L234 256ZM70 255V256H69ZM86 255V256H85ZM116 257H115V256ZM208 255H209V257H208ZM257 255V254H256ZM45 257V259H43L44 257ZM72 256V257H71ZM118 256V257H117ZM221 256V257H220ZM2 257H4L3 259H2ZM37 257V258H36ZM69 257H71V259H73V260H71ZM80 257V258H79ZM85 257V258H84ZM92 257V258H93ZM109 257V258H108ZM112 257H115V258H112ZM119 257H121V259L119 258ZM26 258V259H25ZM35 258L36 259H38V260H40L39 262H38V260H35ZM51 258V259H50ZM58 258L60 259V261L61 262H58L59 260H58ZM92 258H90V259H92ZM119 258V259H118ZM17 259V260H16ZM30 259H32V260H30ZM55 259V260H54ZM82 259V260H83ZM90 259H88L87 261H89V262H87L88 264H92L93 262L90 260ZM182 259V258H181ZM1 260H0V262H1ZM12 260H15V261H13V262H11ZM23 260V261H22ZM28 260V262H26ZM58 260V261H57ZM84 260L82 261V263H79V264H84ZM53 261V262H52ZM91 261V262H90ZM94 261V262H95ZM7 262V263H6ZM86 262V261H85ZM96 262H95V264H96ZM129 262H131V263H129ZM208 263H206V264H208ZM43 264V263H42ZM94 264V263H93ZM222 264H224L223 262H222Z\"/></svg>",
	"mask_w": 264,
	"mask_h": 264
}]
</instances>
